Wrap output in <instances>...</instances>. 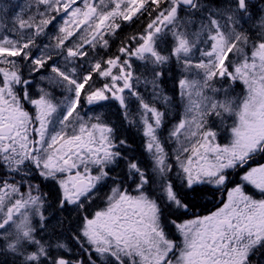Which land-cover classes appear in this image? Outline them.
Segmentation results:
<instances>
[{
  "label": "snow or ice",
  "instance_id": "6c2138e0",
  "mask_svg": "<svg viewBox=\"0 0 264 264\" xmlns=\"http://www.w3.org/2000/svg\"><path fill=\"white\" fill-rule=\"evenodd\" d=\"M0 264H264V0H0Z\"/></svg>",
  "mask_w": 264,
  "mask_h": 264
},
{
  "label": "trees",
  "instance_id": "16d2710c",
  "mask_svg": "<svg viewBox=\"0 0 264 264\" xmlns=\"http://www.w3.org/2000/svg\"><path fill=\"white\" fill-rule=\"evenodd\" d=\"M126 31H131V29H126Z\"/></svg>",
  "mask_w": 264,
  "mask_h": 264
}]
</instances>
